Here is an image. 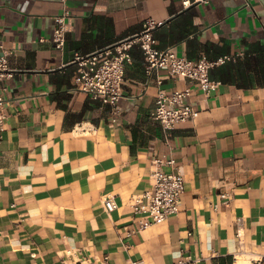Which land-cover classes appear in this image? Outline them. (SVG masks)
<instances>
[{"label":"crops","instance_id":"1","mask_svg":"<svg viewBox=\"0 0 264 264\" xmlns=\"http://www.w3.org/2000/svg\"><path fill=\"white\" fill-rule=\"evenodd\" d=\"M65 8L59 48L52 36ZM149 18L162 20L154 30L161 47L235 55L210 69L221 81L210 94L196 79L165 77L169 90L192 88L196 109L170 130L151 115L158 83L138 44L117 120L76 81L77 54L134 34ZM0 41L13 69L0 80L8 98L0 264H105L106 254V264H228L243 247L250 253L241 256L264 264V0H0ZM163 155L184 173L181 209L128 234L133 203L153 187L152 157ZM111 194L118 206L107 211Z\"/></svg>","mask_w":264,"mask_h":264},{"label":"built area","instance_id":"2","mask_svg":"<svg viewBox=\"0 0 264 264\" xmlns=\"http://www.w3.org/2000/svg\"><path fill=\"white\" fill-rule=\"evenodd\" d=\"M184 2L187 4L190 0H184ZM68 15L69 9L65 8L55 17L56 25L52 39L59 48H63L66 43V18ZM161 22L162 20L149 18L144 22L143 27L134 34L121 38L106 48L76 55L75 60L78 63L76 81L79 87L87 91L93 98L100 100L102 104L110 105L112 114H115L114 120H117L118 101L123 95L122 85L125 79L126 63L132 59V47L135 44H138L143 50L146 71L149 74L154 73L158 83L156 105L152 109L151 115L168 130L175 128L182 121L192 119L196 114V109L188 99L192 88L188 86L169 90L164 85L165 77L177 76L196 79L206 94H210L211 89L221 82L211 77L210 69L227 59L235 58V55L229 53L216 58H210L206 54L191 57L178 53L174 45L161 47L157 44V37L154 34V30ZM0 47L1 80L5 76H11L13 69L9 66V55L12 50L2 41H0ZM160 68H165L167 72L165 74L158 73ZM7 100L6 95L0 92V140L3 136L2 130L7 116ZM151 162L153 187L146 190L133 203L136 225H127L128 234L149 226L153 222L164 220L181 209L185 177L176 158L166 155L153 156ZM166 165L171 168H165ZM219 194L225 202L230 203L232 195L229 189L222 187ZM117 206L118 202L113 194L104 198V207L107 211H112ZM238 219L241 222V218ZM237 235H241L240 227L237 230ZM108 257L106 254L103 258L105 264ZM235 260L231 264H235ZM80 261L83 264H94L93 260L89 258ZM262 261V257L251 258V264H262ZM130 264L149 263L141 258H135L131 260Z\"/></svg>","mask_w":264,"mask_h":264},{"label":"rangeland","instance_id":"3","mask_svg":"<svg viewBox=\"0 0 264 264\" xmlns=\"http://www.w3.org/2000/svg\"><path fill=\"white\" fill-rule=\"evenodd\" d=\"M250 252L245 248H241L236 252L235 259L239 258V264H251V260H248L246 256H241L242 254H249Z\"/></svg>","mask_w":264,"mask_h":264},{"label":"trees","instance_id":"4","mask_svg":"<svg viewBox=\"0 0 264 264\" xmlns=\"http://www.w3.org/2000/svg\"><path fill=\"white\" fill-rule=\"evenodd\" d=\"M233 262V260L231 262H229L228 264H231Z\"/></svg>","mask_w":264,"mask_h":264}]
</instances>
